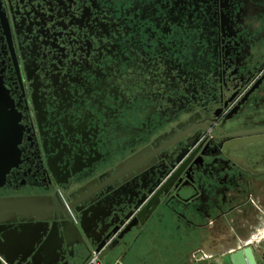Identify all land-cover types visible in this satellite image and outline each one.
Listing matches in <instances>:
<instances>
[{
	"label": "flooded vegetation",
	"instance_id": "1",
	"mask_svg": "<svg viewBox=\"0 0 264 264\" xmlns=\"http://www.w3.org/2000/svg\"><path fill=\"white\" fill-rule=\"evenodd\" d=\"M254 183L264 0H0V264L61 225L78 264L93 235L106 257L186 239L193 264Z\"/></svg>",
	"mask_w": 264,
	"mask_h": 264
},
{
	"label": "crops",
	"instance_id": "2",
	"mask_svg": "<svg viewBox=\"0 0 264 264\" xmlns=\"http://www.w3.org/2000/svg\"><path fill=\"white\" fill-rule=\"evenodd\" d=\"M246 195L248 199L241 197L236 201V213L232 216H222L216 223V230L212 229L211 233L195 234L192 237L201 239L199 248L203 249L198 257L203 259H217L222 252H227L234 248L237 240H249L253 231L263 218L262 210L264 209V185L252 184ZM246 195H244L246 197ZM250 204V206H244ZM244 207H249V212L244 215L241 213ZM214 227V226H213ZM212 228V226H211ZM260 239L264 240V228L260 232ZM254 238V237H253ZM186 239L182 241L183 246L173 249L167 253L151 248L146 242L139 246H134L130 251L125 253L115 252L114 254L104 257L101 264H189V248L185 249ZM261 253L256 251L258 264H264ZM210 256V257H209Z\"/></svg>",
	"mask_w": 264,
	"mask_h": 264
},
{
	"label": "water",
	"instance_id": "3",
	"mask_svg": "<svg viewBox=\"0 0 264 264\" xmlns=\"http://www.w3.org/2000/svg\"><path fill=\"white\" fill-rule=\"evenodd\" d=\"M46 207H48L49 210L51 209L52 212L58 211L57 209L51 208L50 204H48V206ZM49 210L46 212L50 213ZM94 210L95 209L93 207L90 208L88 212H90L91 216L89 219H86V220L90 222H95V217L97 215L93 214ZM262 212H263V215L262 216L260 215V217L263 219L258 224L257 228L253 231V234L250 236L249 240H245V241L237 240L233 249L227 252L226 251L222 252L223 254H220L219 255L220 257L217 259H214V258H211V260L203 259L198 262H194L193 264H258V260L256 257V251L262 254L261 258H262V261L264 262V240L260 239V235H259L260 232L264 228V209L262 210ZM127 219H125L124 222ZM82 222L80 223L81 230L83 229ZM61 227L63 228L62 230L63 241L61 242L60 246L53 248V249H49L45 246L44 249L41 252H39L34 258L32 255V250H30L29 253H27V255L23 256L18 249L16 250L15 248H12V249H9L7 254H10L11 259L21 258V260H26L30 258V260L32 259L31 260L32 264H78V262L81 260L82 253L78 252L79 251L78 250L75 253L68 254L66 243H65L67 235H66L63 225H61ZM73 230L74 232H77L76 229L73 228ZM111 236L112 235H108L105 241L108 240ZM96 237L97 235H93L91 237H87V239L92 240V242L97 246L95 250L93 251L96 253H100L101 249L105 245V241L100 242L99 238L98 237L96 238ZM80 243H82L81 240H80ZM63 244L65 245V248L62 246ZM84 246L85 244L83 243L82 247ZM114 248H115V244H112L111 246L108 247V249L103 251L100 254L101 260L104 257H106L108 254H110ZM90 255L91 253H89V257ZM88 260L81 264H86Z\"/></svg>",
	"mask_w": 264,
	"mask_h": 264
},
{
	"label": "built area",
	"instance_id": "4",
	"mask_svg": "<svg viewBox=\"0 0 264 264\" xmlns=\"http://www.w3.org/2000/svg\"><path fill=\"white\" fill-rule=\"evenodd\" d=\"M86 264H101L100 253L92 251L89 260Z\"/></svg>",
	"mask_w": 264,
	"mask_h": 264
}]
</instances>
